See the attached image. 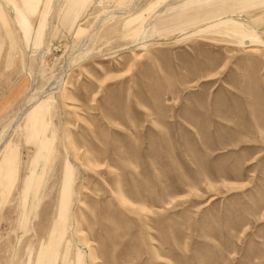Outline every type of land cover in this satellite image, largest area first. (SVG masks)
<instances>
[{"label": "rangeland", "instance_id": "rangeland-1", "mask_svg": "<svg viewBox=\"0 0 264 264\" xmlns=\"http://www.w3.org/2000/svg\"><path fill=\"white\" fill-rule=\"evenodd\" d=\"M0 264H264V0H0Z\"/></svg>", "mask_w": 264, "mask_h": 264}]
</instances>
